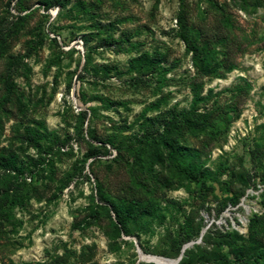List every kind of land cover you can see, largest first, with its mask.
<instances>
[{"label":"rangeland","instance_id":"1","mask_svg":"<svg viewBox=\"0 0 264 264\" xmlns=\"http://www.w3.org/2000/svg\"><path fill=\"white\" fill-rule=\"evenodd\" d=\"M142 55L151 66L133 69ZM195 96L191 122L166 124ZM0 105V154L34 159L0 264H161L138 248L175 259L183 245L175 264H264V0H0ZM35 121L64 144L20 141ZM156 129L197 152L198 179L137 142ZM133 198L148 213L117 234L109 200Z\"/></svg>","mask_w":264,"mask_h":264},{"label":"trees","instance_id":"2","mask_svg":"<svg viewBox=\"0 0 264 264\" xmlns=\"http://www.w3.org/2000/svg\"><path fill=\"white\" fill-rule=\"evenodd\" d=\"M180 37L183 42L191 48V50H195L194 43L193 45L191 44L192 38L188 36L186 32H181ZM83 44H86V40L83 41ZM31 49L32 46H29L22 57H28L30 55ZM16 56L18 59H21L20 55ZM132 61L135 63V67L134 65L132 67L135 70H139L142 66L149 67L152 64V60H150L145 55L133 58ZM23 68L28 69L26 63H24ZM208 68L211 69L212 67L209 66ZM16 70V67L9 65L6 69L7 77L19 75V72ZM11 88V84L6 85L7 91L11 90ZM201 99V97L195 96L187 111H183L179 115L172 113L168 117L166 124H178L179 122H177V120L180 122L183 120L185 123L191 122V120H193L192 115L196 112V104ZM2 104H6V100L4 98L1 101V105ZM1 105L0 109L3 108ZM157 106V102L151 103L142 109L140 115L144 116V113L149 108ZM1 117L2 114H0V120ZM86 118L87 111L80 109L76 114L75 120L76 123H78V128L80 130L82 129V124ZM145 118H147L151 124L154 121V118L152 117ZM166 124H163V126H167ZM25 129V133L20 135V141L24 140L28 145L36 147L37 150H45V148L49 149L53 147L59 149L60 146H62L65 142V139H61L55 131L49 130L41 121H35L32 126H26ZM137 142L143 145H151L152 143L160 144L166 150V159L168 160V163L187 180V184H189L192 180L199 178L198 161L195 158V156H197V152L195 150L189 151L185 147L177 145L171 137H164L162 129H156L151 133H142ZM119 149L124 150L127 148L124 146L119 147ZM99 152V147H93L89 153V156L97 155ZM185 156H188L189 158L187 159L186 163L181 165L179 159H183ZM33 161L34 159L31 158L27 164L22 159H20L19 155L15 151L11 150L6 154H0V222H10L13 217L11 207L21 206L24 199L28 197L29 187L25 180V171L27 170L28 165L33 163ZM185 189L188 191V186H185ZM95 190V195H91V202H94V199L104 202V200H106L105 193L100 189V187H97ZM109 207L114 215V220L110 221V223L112 226H114L117 234H119L120 230L125 233L128 232L127 224L129 219L140 217L148 213L147 207L143 205L137 198H133L121 204L109 200ZM250 230H252V227ZM255 232L256 230L251 231V236ZM184 240H186V238ZM177 251H179V246L175 248V252Z\"/></svg>","mask_w":264,"mask_h":264},{"label":"bare ground","instance_id":"3","mask_svg":"<svg viewBox=\"0 0 264 264\" xmlns=\"http://www.w3.org/2000/svg\"><path fill=\"white\" fill-rule=\"evenodd\" d=\"M145 259H148V260H152V261H155V262H158V263H161V264H172V260L170 259H166L162 256H153V257H149V256H144Z\"/></svg>","mask_w":264,"mask_h":264},{"label":"water","instance_id":"4","mask_svg":"<svg viewBox=\"0 0 264 264\" xmlns=\"http://www.w3.org/2000/svg\"><path fill=\"white\" fill-rule=\"evenodd\" d=\"M185 246H186V245H183V246H182V248H181V250H180V253H179L178 257H176L175 259H173V258H168V257H164V258L172 260V261H173L172 264L177 263V262L179 261V259L181 258V255H182V252H183ZM138 253H139V257H140V258H145L144 255L141 253L140 248H138Z\"/></svg>","mask_w":264,"mask_h":264}]
</instances>
